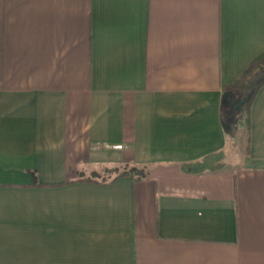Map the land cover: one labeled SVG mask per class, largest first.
Here are the masks:
<instances>
[{
    "label": "crops",
    "instance_id": "crops-1",
    "mask_svg": "<svg viewBox=\"0 0 264 264\" xmlns=\"http://www.w3.org/2000/svg\"><path fill=\"white\" fill-rule=\"evenodd\" d=\"M261 66L264 0H0V264H264Z\"/></svg>",
    "mask_w": 264,
    "mask_h": 264
},
{
    "label": "rangeland",
    "instance_id": "rangeland-1",
    "mask_svg": "<svg viewBox=\"0 0 264 264\" xmlns=\"http://www.w3.org/2000/svg\"><path fill=\"white\" fill-rule=\"evenodd\" d=\"M264 78V67H260V69H256L253 73L251 72L247 77L244 79L240 78L235 85V90H231L228 94H226V105L231 106L233 109L232 116L235 115L236 119L241 118L246 110V107L249 105L248 101L251 97L252 92L254 91L255 87L259 84V82ZM126 169H133L126 165ZM121 169L109 172L110 176L115 175L117 176L121 173Z\"/></svg>",
    "mask_w": 264,
    "mask_h": 264
},
{
    "label": "trees",
    "instance_id": "trees-1",
    "mask_svg": "<svg viewBox=\"0 0 264 264\" xmlns=\"http://www.w3.org/2000/svg\"><path fill=\"white\" fill-rule=\"evenodd\" d=\"M264 82V78L259 82V84L255 87L254 91L252 92L251 94V97L249 98V101L248 103L250 104V102L252 101V99L254 98L257 90L259 89V87L261 86V84ZM123 174H127L126 172H122V173H119L117 176H121Z\"/></svg>",
    "mask_w": 264,
    "mask_h": 264
}]
</instances>
